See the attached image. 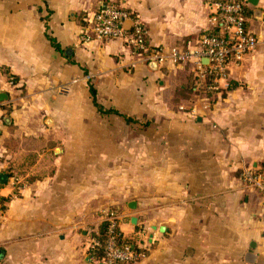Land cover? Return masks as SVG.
Segmentation results:
<instances>
[{
  "label": "crops",
  "instance_id": "0c3cea01",
  "mask_svg": "<svg viewBox=\"0 0 264 264\" xmlns=\"http://www.w3.org/2000/svg\"><path fill=\"white\" fill-rule=\"evenodd\" d=\"M240 1L261 43L208 97L192 63L84 43L100 0H0V264H104L90 241L108 210L133 264H264V196L241 178L264 170V0ZM111 4L141 19L149 52L211 29L205 0Z\"/></svg>",
  "mask_w": 264,
  "mask_h": 264
},
{
  "label": "built area",
  "instance_id": "2783aa9c",
  "mask_svg": "<svg viewBox=\"0 0 264 264\" xmlns=\"http://www.w3.org/2000/svg\"><path fill=\"white\" fill-rule=\"evenodd\" d=\"M102 7L92 14L83 34V42L124 40L132 54L143 56L145 63L172 66H182L192 63L196 69L197 81L204 84L207 93L219 90L218 82L227 77L231 63L241 64L246 56L254 53L260 45L259 38L245 28V3L239 1L205 0L209 10L210 28L201 37L198 47L189 50L152 49L147 48L148 33L141 19L131 12L114 7L111 0H100ZM130 22L132 27L128 31L125 27ZM146 55V57H145ZM207 61L205 64L203 61ZM207 80L212 83L207 85ZM196 110L192 117H196ZM242 180L250 187L257 189L264 196V170L254 172L245 170ZM11 188L17 193L21 190V180L17 176L10 178ZM2 213L0 209V214ZM121 215L116 210L103 213L104 223H107V241L104 248V264L134 263L139 254L133 247L117 246ZM100 244L91 239L90 249L95 251Z\"/></svg>",
  "mask_w": 264,
  "mask_h": 264
},
{
  "label": "trees",
  "instance_id": "16d2710c",
  "mask_svg": "<svg viewBox=\"0 0 264 264\" xmlns=\"http://www.w3.org/2000/svg\"><path fill=\"white\" fill-rule=\"evenodd\" d=\"M222 1L223 2H227V1H232V0H222ZM234 1L242 2L240 0H234ZM249 16H250V10L247 7H245L244 8V17H245V19L247 20ZM245 28H247L246 23H245ZM211 83L212 82L210 80H207L206 84L209 85ZM92 94L94 95V93H92ZM206 94H207L208 97H210L214 93H210L209 94V93L206 92ZM4 204H5V201H3L0 198V209H1V211L5 209V205ZM91 237H92V239L96 240L100 244L99 248H97L95 251L91 252V256H92L93 259H95L97 261H100V262H103L104 259H105L104 248L106 246V241H107V237H108V234H107V223H103L99 227L97 233L92 234ZM117 246L119 248H124L125 246L133 247V243L130 240L125 239L121 234H118ZM139 254H141V253H139ZM117 264H120V263H117ZM121 264H124V263H121ZM130 264H133V263H130Z\"/></svg>",
  "mask_w": 264,
  "mask_h": 264
},
{
  "label": "water",
  "instance_id": "95a60500",
  "mask_svg": "<svg viewBox=\"0 0 264 264\" xmlns=\"http://www.w3.org/2000/svg\"><path fill=\"white\" fill-rule=\"evenodd\" d=\"M258 2H259V0H248V4H250L253 7H257ZM256 15L261 16L262 12L260 10H257ZM203 63L207 64L208 62L205 60V61H203ZM150 66L155 67V64H150ZM7 97H8L7 95H0V102L6 100ZM8 180H9V176L7 174H0V186L6 185L8 183ZM136 221H137L136 219H133L132 223L135 224Z\"/></svg>",
  "mask_w": 264,
  "mask_h": 264
},
{
  "label": "rangeland",
  "instance_id": "374dc122",
  "mask_svg": "<svg viewBox=\"0 0 264 264\" xmlns=\"http://www.w3.org/2000/svg\"><path fill=\"white\" fill-rule=\"evenodd\" d=\"M205 91H203V93H204Z\"/></svg>",
  "mask_w": 264,
  "mask_h": 264
}]
</instances>
